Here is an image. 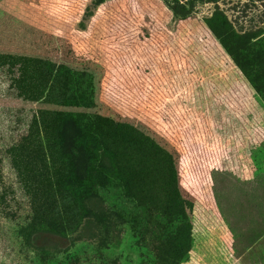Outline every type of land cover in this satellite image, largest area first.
<instances>
[{
  "label": "rangeland",
  "instance_id": "rangeland-1",
  "mask_svg": "<svg viewBox=\"0 0 264 264\" xmlns=\"http://www.w3.org/2000/svg\"><path fill=\"white\" fill-rule=\"evenodd\" d=\"M99 1L0 0V264H264V0Z\"/></svg>",
  "mask_w": 264,
  "mask_h": 264
},
{
  "label": "trees",
  "instance_id": "trees-1",
  "mask_svg": "<svg viewBox=\"0 0 264 264\" xmlns=\"http://www.w3.org/2000/svg\"><path fill=\"white\" fill-rule=\"evenodd\" d=\"M102 1L103 0H100L99 2H102ZM174 1L176 2L177 7L172 8L173 13L183 18L186 17V15L189 13L188 9L185 6L180 5L178 0H174ZM222 20L223 19H222L221 13L218 11H214L210 17L205 19V23H206V26L209 28V30L218 36V30H217L216 25L220 23ZM245 36L246 35L239 36V38L247 42ZM221 43L227 49L226 45L224 44L222 40H221ZM252 59L256 60L259 58L257 54H252ZM234 60L236 64L242 68V65L239 63L237 58H234ZM263 76H264V73H263ZM256 90L258 89L256 88ZM15 224H18V225L12 226L13 227L12 231L20 239L21 241L20 246L22 245V243L24 245H30L31 244L30 241H32V239L35 236V231L32 230L28 226H24V224H20L19 222H16V220H15ZM24 228L29 230V232L28 231L26 232ZM22 249L24 248L22 247L20 248V251H19L20 254L22 253ZM25 252L27 253V254L25 253L26 254L25 259H30L29 260L30 264H87L80 255L70 253L68 251L53 252V251L45 250L43 248L34 247V250L27 249Z\"/></svg>",
  "mask_w": 264,
  "mask_h": 264
}]
</instances>
